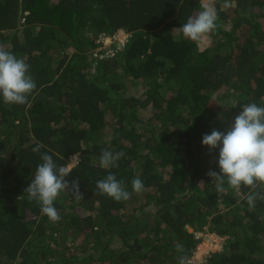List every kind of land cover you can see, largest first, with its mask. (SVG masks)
Segmentation results:
<instances>
[{"label":"trees","instance_id":"obj_1","mask_svg":"<svg viewBox=\"0 0 264 264\" xmlns=\"http://www.w3.org/2000/svg\"><path fill=\"white\" fill-rule=\"evenodd\" d=\"M222 1L234 4L216 3L202 48L179 31L201 0H0V47L37 83L25 105L0 96V264H178L176 246L191 261L196 233L224 238L196 264H264V200L249 206L253 189L226 179L218 193L207 173L219 172V148L202 144L243 105L264 106V0ZM119 30L131 35L124 48L95 57L100 36ZM38 144L58 165L78 159L67 179L83 198L61 192L57 222L24 192ZM102 150L125 155L103 168ZM110 173L128 200L96 188ZM137 177L144 201L130 210Z\"/></svg>","mask_w":264,"mask_h":264},{"label":"clouds","instance_id":"obj_2","mask_svg":"<svg viewBox=\"0 0 264 264\" xmlns=\"http://www.w3.org/2000/svg\"><path fill=\"white\" fill-rule=\"evenodd\" d=\"M231 6L226 2L223 7ZM201 8L202 11L190 16L179 28L185 38L194 42H200L217 29L218 13L215 0H207V2L201 0ZM176 30L174 29L173 32L175 33ZM118 32L129 34L123 30ZM130 36L129 34V38ZM111 48L116 52L121 51L113 46ZM36 89L37 83L30 74V65L26 60L0 47V96L4 103L25 105ZM202 144L208 146L211 151L219 148V172L210 169L207 173L212 178V183L216 185L218 193L227 192L228 188L238 191L243 185L253 189L246 197L249 206L255 207L258 198L264 200V192L255 191L258 183L264 184V106H258L256 103L243 105L242 110L235 116L234 123L226 132L213 129L210 134L203 135ZM42 147L43 145L38 144L32 149L33 152L40 153L42 163L37 165L34 178L24 192L28 194L29 200L40 203L42 214L51 221L57 222L61 217L54 206V201L60 193L70 190L77 199L83 198V195L80 191L79 178L71 181L67 179L71 173L70 168L58 165L52 155L41 153ZM124 155L123 152L102 150L100 166L116 167L117 162ZM75 159H77L76 154L70 157L69 162ZM225 179L228 188L224 187ZM131 183L136 193L144 190V183L139 177L133 179ZM96 188L101 194H106L118 202L128 200L131 195L126 190L124 181L118 180L111 173L105 179L98 180ZM176 250L181 253L178 256V264H191L189 257L184 254L183 245H177Z\"/></svg>","mask_w":264,"mask_h":264},{"label":"rangeland","instance_id":"obj_3","mask_svg":"<svg viewBox=\"0 0 264 264\" xmlns=\"http://www.w3.org/2000/svg\"><path fill=\"white\" fill-rule=\"evenodd\" d=\"M205 2H207V0H205ZM219 2L222 9L223 10H227L228 8H225L223 7L224 4L226 2L222 1V0H215V7H216V3ZM229 3V2H227ZM231 5H233L232 3H230ZM209 35V34H208ZM208 35L205 36L200 42H199V45L200 47H204L205 46V41H207L208 39ZM122 41H125L124 40V36H118L116 40H113L112 43H109V45H107V47H111L112 45L115 44V48H117L118 50H122V46L119 45L118 43L119 42H122ZM208 44V43H207ZM97 51H99L97 49ZM93 70H95V67L93 68ZM95 72V71H93ZM222 111L226 112L227 109H225L224 107V103H222ZM77 159H75L74 161L72 162H69L68 163V167H73L77 162H76ZM144 201V192H140L137 197H136V204L134 203L133 205H130L129 206V209L131 210L133 207H135L136 205H139L138 203H141ZM190 231H192V229H189ZM197 238L199 237H203V241L199 244L198 248H197V252H196V261L197 262H203V258L208 255L209 253H213V252H217V251H220L222 249V245H223V241H224V238L222 237H218L214 234H210V233H206V234H201V233H196L195 234Z\"/></svg>","mask_w":264,"mask_h":264},{"label":"built area","instance_id":"obj_4","mask_svg":"<svg viewBox=\"0 0 264 264\" xmlns=\"http://www.w3.org/2000/svg\"><path fill=\"white\" fill-rule=\"evenodd\" d=\"M121 35L124 36V40L125 41L119 42L118 44L121 45L122 47H124L126 42L128 41L129 34H126L124 32H118L114 36L101 35L100 39H99V42L102 45L98 48L99 51L96 50L95 57H98L100 59L105 58V57H113L115 55V53H116V50L112 49L111 47H107V45H109V43H112L113 40H116L117 37L121 36ZM196 258H197L196 255L193 256V258L191 260L192 264H196L197 263Z\"/></svg>","mask_w":264,"mask_h":264}]
</instances>
